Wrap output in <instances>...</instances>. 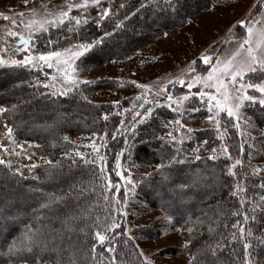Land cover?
I'll return each mask as SVG.
<instances>
[{"label": "trees", "instance_id": "obj_1", "mask_svg": "<svg viewBox=\"0 0 264 264\" xmlns=\"http://www.w3.org/2000/svg\"><path fill=\"white\" fill-rule=\"evenodd\" d=\"M219 1L180 0L178 11H161L157 4L163 5V0H122L109 7L108 17L98 20V15L94 16L74 31H69L74 27L64 23L59 30L50 28L42 34L35 33L33 52L103 38L87 62H76L77 69L85 72L105 64L123 63L169 31L185 26L193 17L213 11ZM263 4L264 0H258L252 14ZM153 19L156 23L151 28L144 27ZM234 33L232 30L230 35ZM11 54L23 55L14 51ZM247 76L257 82L264 78V70L258 68ZM49 79L50 74L41 68L0 67V107L8 109L0 113V124L12 128L14 140L28 143V152L42 159L31 170L11 161L21 168L22 176L12 175L0 165V264H19L15 257L10 262L7 245L37 218L49 231L40 238L43 250L34 251L48 264H56L57 260L60 264H145L133 232L141 238L154 239L162 234V229L160 224H150L135 227L131 233L126 206L131 210L129 216L133 211L154 210L169 219V226L179 230L184 241L182 246L173 247L175 253H186L189 264H248L249 259L254 264H264V246L258 244L264 234V160L253 159L254 155H264V104L248 100L241 109L242 116L260 131L258 134L236 127L234 116L221 113L219 130L194 129L192 139L181 143L168 136L176 134L178 125L174 121L204 118L208 109L179 112L157 106L147 120L141 123L137 117L134 124L135 112L144 111L137 107L144 102L138 99L144 95L139 93L137 82L105 77L80 83L66 95H59L53 94L58 92L52 87H43ZM108 90L131 92L118 101L92 99ZM185 91L188 88L179 86L176 94ZM201 103L198 95L190 98L192 106ZM13 105L17 107L13 109ZM75 134H95L99 156L88 145L72 140L70 136ZM197 148L199 151L194 152ZM77 152L86 155L88 162L81 160ZM196 155L201 159L196 160ZM213 155L217 159L210 160ZM236 160L242 163L232 169ZM134 166L152 169L147 174H131L138 183L130 195L123 175ZM230 170L236 175H230ZM110 185H117L119 193ZM50 194L67 201L60 204L64 211L56 216L41 208ZM113 222L120 227L113 229ZM188 227L194 229L193 233L187 232ZM97 232L106 237L103 244L98 242ZM188 240L192 243L186 247ZM245 243L252 245L247 253ZM108 248L111 252L106 251ZM34 258H30V264Z\"/></svg>", "mask_w": 264, "mask_h": 264}, {"label": "rangeland", "instance_id": "obj_2", "mask_svg": "<svg viewBox=\"0 0 264 264\" xmlns=\"http://www.w3.org/2000/svg\"><path fill=\"white\" fill-rule=\"evenodd\" d=\"M120 1L122 0H101V3L104 8H109L111 5ZM80 2H82V0H28L27 5H25L24 0H0V13L8 16H16L18 12H24V21L27 23L32 20H40L45 18V16H47V19H54L55 15H57L59 11L67 10V4ZM257 2L258 0H220L215 5V9L213 11H204L193 17L192 20L185 26L169 31L166 36L161 38L159 41L140 51L136 57L123 63L105 64L90 71L83 72L77 69V61H75V78L78 81L97 80L105 77H115L124 81L133 80L139 84V93L143 94L145 100L150 102V107H152V109H155L157 106H167L168 101L166 97L162 94L156 95L157 89L163 88H167V91L172 94V109H175L176 111L182 112L188 109L193 110L199 108L208 109V104L206 102L207 97L203 99V103L195 106L190 105V98L198 91L216 94L214 87L205 88L196 84L193 85L192 89H188V91L181 94H176L179 91L180 85L177 84L172 86L168 84V81L178 78L190 80L191 70L185 67L187 62L196 59L201 54V50L208 48L209 46L214 49L211 53L212 55L219 53L221 59L231 58L239 49V45L245 38L248 37L247 27H253L254 34L251 40V46L254 48L256 54H264V44H261V38L259 35L260 30L264 29V4L260 10L252 14V10ZM33 10H35L37 15H32ZM69 15L72 17L80 16L82 21L86 17L88 21H90L94 16L99 15V9L90 8L87 13H81L76 9H73ZM16 19L17 26L14 28L11 21H6L0 17V57H2L5 61V63L0 65V67H14V65H11L10 63L11 60H22L24 56L28 54L23 51H19L20 53L22 52L23 55L11 54L12 51L17 52L16 42L19 40V37L8 36V30L19 32L26 38L30 35L28 29H25L23 25L19 23L18 16H16ZM240 21H246L247 26H243L239 29L237 25ZM64 23L69 27H75L74 21L70 23L67 19H65ZM232 30H234L235 33L230 35ZM35 33L37 32L33 29L32 34L34 35ZM92 42H95V40ZM75 45L77 44L73 43L52 51L63 52L65 49L72 50ZM248 46L249 45L246 44L245 49ZM33 54L36 53L33 52ZM246 55V52L241 51L237 56V59H243ZM64 58H67V56ZM52 63L53 67L49 68L46 64L40 62L39 68L50 74L48 84L53 86L52 88L54 91L59 92L62 87H65L63 80V68L67 66H62L60 63L55 61V59ZM25 67L35 69L31 65ZM58 68H60V71H58ZM204 68L205 66L200 64L198 66L197 74L206 76L207 72L204 71ZM181 69H184L183 73L181 72ZM247 74L243 78V83H264V78L257 82H253ZM78 84L80 83H77L76 85ZM141 85H146L147 87L141 88ZM67 87L70 88V90L74 88L71 85H67ZM130 92L131 91L127 90L102 91L92 96V99L101 101H118L124 96L129 95ZM230 92L235 94L232 90H230ZM246 94L253 97V99H251L253 101L264 100V93H260L255 89H246ZM184 95L189 96L187 101L180 99ZM246 101L248 100H244L242 102L239 112L237 115H234V117L242 130L251 132L252 134H258L260 131L254 128L251 121L242 116L241 109ZM209 115L217 118L216 110L214 109L211 113L208 112L204 118L193 121L182 120L181 124L183 127L178 125L177 131H174L176 134L172 135L175 139L184 140L189 137V128L193 130L209 127L217 128L212 121L208 120ZM70 138L80 144L89 146L92 143H95L96 136L75 134L71 135ZM0 144H3L4 147L10 150H14V152H21V147L19 146H23V153L21 155L10 154L9 152H5L3 149H0V158L18 162L26 167L42 160L41 158L28 152V143L16 141L13 136L9 139L7 136V128L4 124H0ZM98 147L99 146L97 145V148ZM28 157H31V159ZM253 159L256 161H262L264 160V155H254ZM151 169L152 168L150 167L140 166L128 168L129 173L127 175H123V180L130 195L133 194V188L138 183V180L133 178L131 174L135 172L147 174L151 171ZM125 208V213L127 217H129L128 226L131 233L132 229L135 227L150 224H160L161 226L162 234L154 239L141 238L133 232L145 259L152 261L154 264H189V256L186 253H175L173 248L176 246H182L184 243L179 230L176 231L172 229L169 226L170 220L163 217L160 211H133V215L129 216L131 210L127 206Z\"/></svg>", "mask_w": 264, "mask_h": 264}, {"label": "snow or ice", "instance_id": "obj_3", "mask_svg": "<svg viewBox=\"0 0 264 264\" xmlns=\"http://www.w3.org/2000/svg\"><path fill=\"white\" fill-rule=\"evenodd\" d=\"M25 5H27L28 0H24ZM158 7L161 8V11L165 10H171V11H178L180 7V0H163V5L157 4ZM123 7V5H121ZM90 8H98L99 9V15L98 20H102L109 16V13L111 11L110 8H104L102 6L101 0H82L80 3H69L67 4V10H61L57 15H55L54 19H47V16L45 18H42L40 20H32L27 23L24 21V12H18L16 16L19 17V23L23 25L25 29H28L30 35L28 38H25L24 35H22L19 32L8 30L7 34L10 37H19L20 44L22 47L17 46L16 51H23L28 53L24 56L22 60L20 59H13L11 60V65L14 66H28L31 65L34 68L40 67V62H43L47 65V67L51 68L53 67L52 61L55 59L58 63H60L62 66L66 65L67 67L63 68L64 71V84L65 87H62L61 90L58 93L53 94H59V95H66L67 91L70 90V88L67 87V85L75 86L77 83H84L87 84L89 81H78L76 76V67H75V61H80V63H85L89 59L90 55L94 51L97 43H103V38L97 42H85V43H79L74 46L72 50L65 49L63 52L61 51H47V52H39L38 54H33V34L32 30L35 29L37 33H44L49 31L50 28H56L60 29V27L64 24L65 19H67L70 23L72 21L75 22L74 28H69V31H74L75 29H78L83 25H87L88 19L85 17L83 21L81 20L80 16L72 17L69 15V13L76 9L77 11L81 13H87ZM32 15L35 16L37 13L35 10L32 11ZM16 16H8L4 15L3 13H0V17H2L6 21H11V24L15 28L17 26V19ZM156 23V20L153 19L151 23H147L144 25V27L151 28L153 24ZM238 27L247 26L246 21H240L237 25ZM119 27V25H118ZM248 37L244 39V41L239 45V49L236 53L233 54L231 58H225L221 59L220 54L217 53L216 55H212L211 53L214 51V49L209 46L208 48L202 49L201 54L196 58L193 59L186 64V68L191 70V79L185 80V79H175V80H169L168 84L175 86L179 84L181 88L187 87L188 89H192L193 85H200L201 87L205 88H215L216 94H211L204 91H198L194 95H199V97L203 100L205 97H207V104H208V112L211 113L213 110H216V117L214 118L212 115L208 116V120L212 121L216 127L217 130H219L220 127V120L218 117L221 113H226L227 117L232 118L234 115H237L239 112L242 102L244 100H251L253 97L248 96L246 94V89H255L259 91L260 93H264V83H243V78L247 73H256L258 68L260 70H264V54L257 55L254 48L251 46V40L254 34L253 27H247ZM109 35V34H105ZM166 35V34H165ZM260 38H261V44H264V29L260 30L259 32ZM51 43V41H49ZM249 45L245 49V45ZM38 51V50H37ZM241 51H244L247 53V55L243 59H237V56L240 54ZM67 58H64L66 57ZM64 58V59H62ZM5 63L4 59L0 57V65H3ZM200 64H203L205 66L204 71L207 72V75L204 76L202 74L198 73V66ZM58 71H60V68H58ZM181 72H184V69H181ZM187 74V73H185ZM55 79V78H54ZM238 85V87H237ZM44 88L53 87L52 85L45 84L43 85ZM141 88H146V85H141ZM230 90L234 91L235 94H232ZM164 95L168 101L167 106L169 108L173 107V96L170 92L167 91V88L163 89H157L156 95ZM138 99L143 100V103H140L137 105L138 108L143 109V113L141 112H135V117L133 118V123L135 124L137 122V117L141 118L139 122H144V120H147L152 112V107H145L146 104H150L149 101L145 100L143 96L139 97ZM180 99L187 101L189 99L188 95L182 96ZM261 104H264V100L260 101ZM13 109L17 107V105L12 106ZM175 110V109H173ZM8 111L5 107H0V113H6ZM135 111V109H133ZM193 111H199V109H193ZM108 116H104V120H107ZM238 119V117H237ZM123 124V122H121ZM175 124L180 125L183 127L181 122L179 120L174 121ZM167 127V125H165ZM236 127H239V124L236 125ZM7 128V136L9 139L12 138L13 130L12 128ZM135 127H132L133 133L135 132ZM194 130L189 128V137L188 139L191 140L192 136L191 133ZM95 135V134H94ZM107 136L108 134L105 133ZM169 137H172L173 141L175 140V137L172 135V133H168ZM115 135L112 136V139H115ZM67 137H64V140H67ZM181 143L184 141L181 140ZM204 144L207 145L208 141H204ZM21 147V152H14V150H10L6 147H4L3 144H0V149H3L5 152H9L10 154L15 155H21L23 153V146ZM94 151H96L97 156H99V150L97 149L96 143H92L89 145ZM199 148L194 149V152H198ZM211 151L213 153L216 152L215 148H212ZM223 151L227 154L228 149L225 147ZM77 156L80 157L81 160H84L85 163H87V157L86 155H83L81 153H76ZM31 159V157H28ZM117 158H119V154H117ZM173 159H176L178 163H182L178 158L173 157ZM196 160H200L201 157L199 155L195 156ZM210 160H215L217 157L215 155L209 157ZM75 162V161H73ZM104 160L101 157V163L103 164ZM47 163L51 164V161H48ZM242 162L240 160H236L235 164L231 166L232 169H235L238 165H240ZM92 164H95V159H93ZM0 165L5 166L9 172L12 175H23V172L19 166H14L10 160H6L4 158H0ZM29 170L32 168L38 167L37 165L33 164L28 166ZM164 166L161 165L160 168L162 169ZM15 168V171L12 172V169ZM101 172H103V168L100 169ZM230 175L235 176L236 172L230 170ZM130 183V181H129ZM111 189L119 193L120 189L117 185H110ZM261 187H264V185H261ZM236 191H241L239 185L236 186ZM233 195L235 194L232 193ZM61 203H67L64 197L56 196L50 194L48 197V202L46 204H42L41 208L46 209L47 211L51 212L53 216H56L58 212H63L64 209L60 207ZM58 218V217H57ZM245 220H248V216L245 215ZM253 218V222H254ZM39 225V226H37ZM120 225L113 222L112 228H119ZM233 227H236V225H233ZM49 228L48 226L44 225L42 221L37 218L33 223L25 225L23 233L19 237L13 238L11 242L7 245V252L9 255L10 262L12 261L13 257H15L19 264H30V258L35 257L32 260V264H48V261L44 260L41 256H39L34 249L41 248V236L48 232ZM194 229L192 227L187 228V232L189 234L193 233ZM212 229L209 228V232L211 233ZM243 234L245 229L240 230ZM96 238L100 244H103L106 240V237L104 235H101L99 232L96 234ZM191 240L186 241L185 246L191 245ZM258 244L260 246H264V234L261 235V237L258 238ZM244 249L247 252L252 248V245L249 243L244 244ZM43 249L41 248V251ZM211 250V249H209ZM106 251L111 252V248L106 249ZM143 255V253H141ZM250 256V253H249ZM56 264H60V261L57 260ZM145 264H152V261L145 259ZM248 264H254L251 259H249Z\"/></svg>", "mask_w": 264, "mask_h": 264}, {"label": "water", "instance_id": "obj_4", "mask_svg": "<svg viewBox=\"0 0 264 264\" xmlns=\"http://www.w3.org/2000/svg\"><path fill=\"white\" fill-rule=\"evenodd\" d=\"M25 38H26V37H25ZM16 45L22 47V45L20 44V41H19V40L16 42Z\"/></svg>", "mask_w": 264, "mask_h": 264}]
</instances>
